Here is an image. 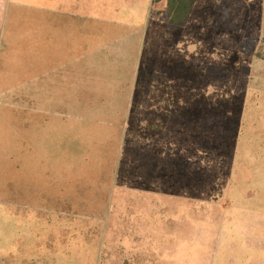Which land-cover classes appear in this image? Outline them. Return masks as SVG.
Wrapping results in <instances>:
<instances>
[{"label":"rangeland","instance_id":"1","mask_svg":"<svg viewBox=\"0 0 264 264\" xmlns=\"http://www.w3.org/2000/svg\"><path fill=\"white\" fill-rule=\"evenodd\" d=\"M13 4L33 53L0 109L26 124L19 163L0 153V264H264V0H209L176 28L153 0ZM59 44L90 67L43 83Z\"/></svg>","mask_w":264,"mask_h":264},{"label":"crops","instance_id":"2","mask_svg":"<svg viewBox=\"0 0 264 264\" xmlns=\"http://www.w3.org/2000/svg\"><path fill=\"white\" fill-rule=\"evenodd\" d=\"M13 1L14 0H10V3L12 4L8 8V12L5 14L3 19L4 27L3 36L1 39L2 44L0 47V109L8 107L13 108L15 107V105L11 102L23 100L22 90H24V86L27 87V71L31 68L29 67L27 69V60L31 58L30 53H33L32 50H27V16L25 14L22 15L20 13H16V11L14 10V4H20L21 2L15 1L13 4ZM211 2L212 0H210V4ZM6 3H8V0H6ZM198 4H200L201 9H203V15H205V18H207V15H209V0H206L205 2L204 0H196L190 18L186 24L191 21L195 13L194 11H196ZM225 11L226 10L224 9L220 12L219 18H226V15H224ZM64 13L72 21L76 19V14L71 11H63V13L60 12L58 15H64ZM20 20L23 21L21 24L19 23ZM86 20L87 28H90L89 15L87 16ZM186 24L170 27H184L186 26ZM45 45L47 44L42 45L41 50L38 51L41 52L42 56L40 57V62H43V65H45L44 63H46L49 59L48 53L53 52L54 50ZM55 48L56 53H71V56L68 60H56L54 63H52L51 65L53 66L51 67L53 68L54 72L49 73L47 69H43L40 74V79L43 83H46V78L48 76H53L57 79L64 77L63 70H75L80 67H85V63L83 62H85L86 60L88 61L86 66L90 67L89 59L90 55L94 54V50L92 49L90 51L89 46L86 50L87 52L84 50V48L82 49L83 53L81 57L83 60H80V57L78 55H75L76 51L73 48H71V50H68V48L60 46V44L57 45ZM80 63L82 65H80ZM36 82L37 81L33 83ZM56 83H58V81ZM7 102L10 103L8 104ZM12 121L13 120L9 116H5L4 114H2V112H0V153L5 155L7 158L8 154L4 151L6 149L9 150V157L12 159L11 162L19 163L17 160L19 159V156L15 151L16 147L11 148L8 145L10 142V140L8 139V135L11 133L17 134L19 131L21 132L22 129H25L24 126H26V124L25 120L20 121V125H22V127L20 128L17 125L18 122ZM1 144L5 147H2Z\"/></svg>","mask_w":264,"mask_h":264},{"label":"trees","instance_id":"3","mask_svg":"<svg viewBox=\"0 0 264 264\" xmlns=\"http://www.w3.org/2000/svg\"><path fill=\"white\" fill-rule=\"evenodd\" d=\"M164 2L166 5V20L170 26L184 25L188 22L191 12L194 8L196 0H154L155 4ZM246 43L248 45H246ZM256 37H249L245 40L243 51L245 53H252L253 48L256 46ZM108 250V245H107ZM110 251V250H109ZM123 251H121L122 253ZM140 259L132 262L131 259L125 257L111 256L110 252L105 251L101 264H142Z\"/></svg>","mask_w":264,"mask_h":264}]
</instances>
